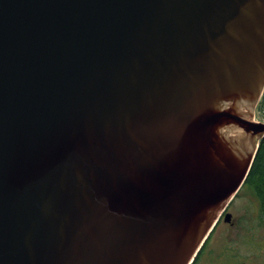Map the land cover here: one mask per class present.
I'll list each match as a JSON object with an SVG mask.
<instances>
[{
	"label": "water",
	"instance_id": "95a60500",
	"mask_svg": "<svg viewBox=\"0 0 264 264\" xmlns=\"http://www.w3.org/2000/svg\"><path fill=\"white\" fill-rule=\"evenodd\" d=\"M263 89L264 0H0V264H190Z\"/></svg>",
	"mask_w": 264,
	"mask_h": 264
},
{
	"label": "rangeland",
	"instance_id": "374dc122",
	"mask_svg": "<svg viewBox=\"0 0 264 264\" xmlns=\"http://www.w3.org/2000/svg\"><path fill=\"white\" fill-rule=\"evenodd\" d=\"M254 115L264 123V89ZM249 187L243 183L233 197L228 207L232 221L223 220L217 228L213 243L204 252L206 263L227 264L232 259L234 263L235 259L241 263L264 264V214L257 196Z\"/></svg>",
	"mask_w": 264,
	"mask_h": 264
},
{
	"label": "trees",
	"instance_id": "16d2710c",
	"mask_svg": "<svg viewBox=\"0 0 264 264\" xmlns=\"http://www.w3.org/2000/svg\"><path fill=\"white\" fill-rule=\"evenodd\" d=\"M244 184L253 190L264 214V136L259 142L256 157Z\"/></svg>",
	"mask_w": 264,
	"mask_h": 264
},
{
	"label": "flooded vegetation",
	"instance_id": "af4514ba",
	"mask_svg": "<svg viewBox=\"0 0 264 264\" xmlns=\"http://www.w3.org/2000/svg\"><path fill=\"white\" fill-rule=\"evenodd\" d=\"M231 202H232V200L229 202V204L223 210V212H221L219 218L215 222L213 228L211 229V231L207 235L205 241L203 242V244L199 248L198 252L194 256V258L192 259V261L190 262V264H215L216 263V262L206 263L205 262L206 255L204 254V252H205V249L207 248V246H210L213 243L214 237H216V235H215L216 234V230L220 226V224L222 223V221L223 220L225 222L232 221V218L231 217H230L231 220H227V217H226V214L227 213H230L231 216H232V213L228 210V207H230ZM227 264H247V263H241L240 260H235V259H234V263H233V259H232Z\"/></svg>",
	"mask_w": 264,
	"mask_h": 264
}]
</instances>
